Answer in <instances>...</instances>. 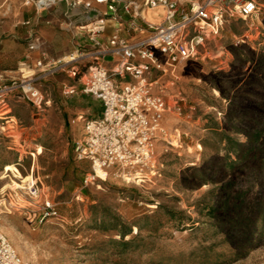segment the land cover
Returning <instances> with one entry per match:
<instances>
[{
	"label": "rangeland",
	"instance_id": "1",
	"mask_svg": "<svg viewBox=\"0 0 264 264\" xmlns=\"http://www.w3.org/2000/svg\"><path fill=\"white\" fill-rule=\"evenodd\" d=\"M26 1L0 0L1 31L24 10L35 15L37 0ZM256 1V15L229 19L198 57L154 74L171 109L157 174L144 182L105 170L86 182L92 164L78 159L75 142L88 114L75 124L68 109L83 97L90 63L80 81L69 83L68 69L43 78V110L23 100L0 116V228L23 259L264 264V0ZM41 12L55 16L61 36L76 26L68 16L79 17L65 0ZM17 69L3 56L1 72ZM64 82L78 93L67 95ZM47 201L58 216L46 214Z\"/></svg>",
	"mask_w": 264,
	"mask_h": 264
},
{
	"label": "built area",
	"instance_id": "2",
	"mask_svg": "<svg viewBox=\"0 0 264 264\" xmlns=\"http://www.w3.org/2000/svg\"><path fill=\"white\" fill-rule=\"evenodd\" d=\"M63 0H37L40 11ZM69 10L80 18L79 27L85 30L98 47L89 56L94 62L88 66L83 92L99 99L103 113L98 118L85 119L83 136L75 142L80 160L92 164L91 178L100 177L99 170L115 171L127 182L146 181L157 174V143L167 135L165 120L171 106L162 93L156 91L158 71L198 57L211 35H218L233 17L247 19L257 14L256 0H65ZM100 5H105L102 10ZM162 10L160 22L146 20L144 9ZM129 17L134 32L142 38L129 39L117 28L106 42L97 40L106 33L111 20L118 24ZM143 20L144 25L139 23ZM29 23V22H28ZM73 20L69 24L72 25ZM29 49L39 54L34 70L12 78L0 85V116L11 111L10 97L28 101L38 110L50 104L38 83L63 69L75 80L82 78L84 58L73 52L69 56L50 60L40 38H33ZM111 59L104 66L100 59ZM67 95H75V85H65ZM178 113L182 106H175ZM83 118V117H81ZM37 194L35 189L33 192ZM47 215L58 216L56 205L47 201ZM0 264H41L26 261L18 253L0 228Z\"/></svg>",
	"mask_w": 264,
	"mask_h": 264
},
{
	"label": "crops",
	"instance_id": "3",
	"mask_svg": "<svg viewBox=\"0 0 264 264\" xmlns=\"http://www.w3.org/2000/svg\"><path fill=\"white\" fill-rule=\"evenodd\" d=\"M185 1L188 2L190 0ZM29 2L30 0L26 1L24 4L29 5ZM100 8H102V10H105L106 6L100 5ZM143 15L146 20L160 22L163 20L164 12L162 10H153L147 8L144 9ZM52 16H54V14H52ZM54 17H51V15L49 14L44 15L39 9H37L35 15H29L28 11L24 10L20 13L18 17L15 18V20L11 19L10 22H8V28L5 29L4 32L0 29V42L2 44V49L0 52V61L2 63L3 56L6 55L7 57H11L12 60H15V67L18 68L17 70H15V75H10V73L4 74L3 72H1V70L0 85L5 82H8L12 78L21 76L22 70L25 71L28 69L27 72L34 70V67L36 66V59L38 58L39 54L29 49V44L33 41V38H40V41L43 43V50L45 51L46 56L50 60L55 59L57 57H63L68 53L77 52L80 56L84 57L81 60V62L84 63V66H86L88 63L94 62V57L89 55L94 53L95 50L98 49V47L90 41L89 34L85 30H82L79 25H77L80 22V18L68 16L69 19L74 21L76 26L72 29H66L67 31H63V34H65H62L61 36L60 30L58 29V23L56 22V19ZM128 20L129 17L125 16V22L121 25L111 20L109 22L106 33L102 35L103 37L101 41L106 42L110 34L113 33L117 28L120 30L123 36L129 39L142 38L144 34L138 31L134 32L131 29ZM139 23L141 25H144L143 20H139ZM82 36L84 38H82ZM99 62L106 66H110L112 63L111 59L102 58ZM11 69L14 70L16 68ZM5 76H8L9 78ZM80 80L82 79L79 78V81ZM73 81L76 80L70 77L69 83H72ZM64 84L66 85L67 83L64 82ZM81 86L83 87V85ZM80 92L81 94H83V97L79 99L78 105L76 107L68 109L70 112L79 115V118L74 121L75 124H78V122H80V119H82L81 117H85V114H88L87 118H98L103 113V104L99 99L90 94L84 93L82 89ZM23 100L24 99L20 97L11 96V111L13 109L12 105H14V107L20 106L23 104ZM98 105L100 106V110L95 111L94 113L93 110ZM10 121L12 120H9V122ZM82 124L83 132L80 133L79 139L84 134L85 123ZM33 154L36 155L37 153L34 152Z\"/></svg>",
	"mask_w": 264,
	"mask_h": 264
},
{
	"label": "bare ground",
	"instance_id": "4",
	"mask_svg": "<svg viewBox=\"0 0 264 264\" xmlns=\"http://www.w3.org/2000/svg\"><path fill=\"white\" fill-rule=\"evenodd\" d=\"M159 12V11H158ZM155 16V15H154ZM39 152V151H38ZM8 169H10V167H8ZM114 171V170H113ZM115 172V171H114ZM117 173V172H116ZM117 175H118V173H117ZM32 188V187H31Z\"/></svg>",
	"mask_w": 264,
	"mask_h": 264
}]
</instances>
